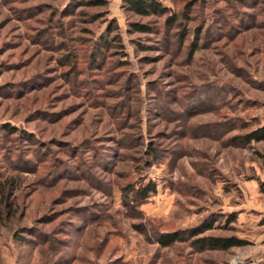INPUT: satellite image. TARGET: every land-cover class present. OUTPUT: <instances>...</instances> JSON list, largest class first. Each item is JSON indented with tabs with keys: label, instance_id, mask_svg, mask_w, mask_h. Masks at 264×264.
<instances>
[{
	"label": "rangeland",
	"instance_id": "374dc122",
	"mask_svg": "<svg viewBox=\"0 0 264 264\" xmlns=\"http://www.w3.org/2000/svg\"><path fill=\"white\" fill-rule=\"evenodd\" d=\"M89 1L0 0V264H264V141L239 139L264 126V0H157L170 27ZM209 223L248 244L195 247Z\"/></svg>",
	"mask_w": 264,
	"mask_h": 264
},
{
	"label": "trees",
	"instance_id": "16d2710c",
	"mask_svg": "<svg viewBox=\"0 0 264 264\" xmlns=\"http://www.w3.org/2000/svg\"><path fill=\"white\" fill-rule=\"evenodd\" d=\"M124 5L126 6V9L133 13L136 16L142 17V18H149L152 16L157 17H166L165 18V25L170 27L175 25V23L180 19V16L176 14H169V10L164 7L159 1L157 0H123ZM87 5L89 6H104L106 5V2H103L102 0L97 1H89L87 2ZM131 31L133 33H139V34H148L153 33L152 25L150 24H143L139 22H133L131 25ZM113 27L109 26L108 31L112 32ZM183 38V36H182ZM106 43V41H105ZM197 42L191 43L190 46V55H192V52L197 47ZM93 56H95L93 54ZM246 144H250L252 142H263L264 141V126L259 127L255 130H252L251 132L247 133L244 136H241L239 138ZM13 181H7L6 184L2 185V189L0 191L2 197L0 198V221L3 219V214L6 212V216H10L11 209H10V202H8V198L11 193H9V190L7 189V192H5V188L12 189L13 187ZM263 192H264V183L262 184ZM157 192L156 184L153 182H148L145 185H140L138 187L130 186L129 189L127 188L125 193L133 194V197L131 198L132 201H135V203L142 204L145 202V200L151 195ZM234 215L230 217L229 221H232L234 219ZM264 224V219L262 221ZM214 229L213 224L209 223L204 228H201L197 230L196 232H193L191 238L194 239L193 243L195 247H198L200 249H210V250H218V251H228L232 248L236 247H243L247 245V241L242 240L236 236H230V237H221V236H202L207 231H210ZM189 241L188 237H184L178 232H161L158 234L157 237V243L166 248L170 247L176 243H184Z\"/></svg>",
	"mask_w": 264,
	"mask_h": 264
},
{
	"label": "crops",
	"instance_id": "0c3cea01",
	"mask_svg": "<svg viewBox=\"0 0 264 264\" xmlns=\"http://www.w3.org/2000/svg\"><path fill=\"white\" fill-rule=\"evenodd\" d=\"M263 170H264V168H263ZM263 172V175H264V171H262ZM262 181H264V179L262 180ZM253 183H255V184H253ZM247 184H249L250 186H251V188H254V186H256V187H258L259 186V183L257 182V181H255V180H253V181H251V183H247ZM260 191V190H259ZM248 205H239V206H237L236 208H233L232 207V211H237V212H240V213H242V214H245L244 213V211H247V213L249 212V211H251V209L252 210H255V209H257V206L256 205H254V203H253V200L251 199V201L250 200H248ZM246 207V208H245ZM251 207V208H250ZM258 207H260V206H258ZM262 213H264V211L262 212Z\"/></svg>",
	"mask_w": 264,
	"mask_h": 264
},
{
	"label": "built area",
	"instance_id": "2783aa9c",
	"mask_svg": "<svg viewBox=\"0 0 264 264\" xmlns=\"http://www.w3.org/2000/svg\"><path fill=\"white\" fill-rule=\"evenodd\" d=\"M237 263H238V261H237V260H234V261H233V264H237Z\"/></svg>",
	"mask_w": 264,
	"mask_h": 264
}]
</instances>
